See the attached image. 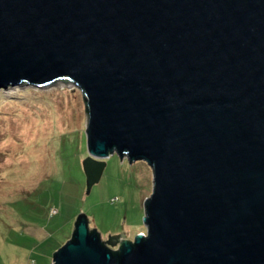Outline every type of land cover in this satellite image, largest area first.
Here are the masks:
<instances>
[{
    "label": "water",
    "instance_id": "obj_1",
    "mask_svg": "<svg viewBox=\"0 0 264 264\" xmlns=\"http://www.w3.org/2000/svg\"><path fill=\"white\" fill-rule=\"evenodd\" d=\"M86 99L88 194L117 153L152 169L146 233L87 217L51 264H264V0H0V89Z\"/></svg>",
    "mask_w": 264,
    "mask_h": 264
},
{
    "label": "rangeland",
    "instance_id": "obj_2",
    "mask_svg": "<svg viewBox=\"0 0 264 264\" xmlns=\"http://www.w3.org/2000/svg\"><path fill=\"white\" fill-rule=\"evenodd\" d=\"M87 120L84 94L68 79L0 89V264H51L80 214L101 240L146 233L151 167L112 154L87 194Z\"/></svg>",
    "mask_w": 264,
    "mask_h": 264
},
{
    "label": "built area",
    "instance_id": "obj_3",
    "mask_svg": "<svg viewBox=\"0 0 264 264\" xmlns=\"http://www.w3.org/2000/svg\"><path fill=\"white\" fill-rule=\"evenodd\" d=\"M49 213H50V215H53L54 213H56V211L53 210V208H51Z\"/></svg>",
    "mask_w": 264,
    "mask_h": 264
},
{
    "label": "trees",
    "instance_id": "obj_4",
    "mask_svg": "<svg viewBox=\"0 0 264 264\" xmlns=\"http://www.w3.org/2000/svg\"><path fill=\"white\" fill-rule=\"evenodd\" d=\"M54 215V214H53ZM52 216V215H51Z\"/></svg>",
    "mask_w": 264,
    "mask_h": 264
}]
</instances>
